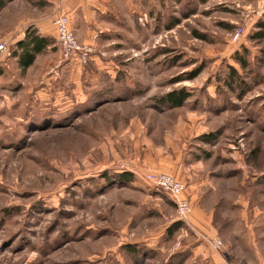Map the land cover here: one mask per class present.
Returning <instances> with one entry per match:
<instances>
[{
	"label": "rangeland",
	"instance_id": "rangeland-1",
	"mask_svg": "<svg viewBox=\"0 0 264 264\" xmlns=\"http://www.w3.org/2000/svg\"><path fill=\"white\" fill-rule=\"evenodd\" d=\"M61 1L0 4V264H261L264 0H116L85 43L70 19L86 61L58 42ZM29 31L49 46L23 70Z\"/></svg>",
	"mask_w": 264,
	"mask_h": 264
},
{
	"label": "built area",
	"instance_id": "built-area-1",
	"mask_svg": "<svg viewBox=\"0 0 264 264\" xmlns=\"http://www.w3.org/2000/svg\"><path fill=\"white\" fill-rule=\"evenodd\" d=\"M54 26L56 27L58 34V42L63 47L65 52V57L69 58L73 54L79 55L83 60L86 61L87 53L89 52L86 48L82 47L71 29L70 18L65 15H60L54 21ZM242 31L236 32L233 39L237 40ZM10 45L7 41L0 42V68L6 63V60L11 55ZM147 180L162 191L166 192L171 196L178 206V211L180 218L188 217L192 212V205L187 200H181L180 196L185 190V185L181 182L174 180L167 175H155L148 174L146 176ZM221 241H217L216 247H220Z\"/></svg>",
	"mask_w": 264,
	"mask_h": 264
},
{
	"label": "crops",
	"instance_id": "crops-1",
	"mask_svg": "<svg viewBox=\"0 0 264 264\" xmlns=\"http://www.w3.org/2000/svg\"><path fill=\"white\" fill-rule=\"evenodd\" d=\"M4 1L6 0H0V4H2ZM60 3L62 9L61 12L69 15L76 32L79 31L77 35L79 41L82 43H85V39H87L85 35L91 36L92 34L89 28H86L87 30H85L84 27L86 24L89 22L101 24L102 22H99L100 20L97 21L98 16L100 14H106L107 7L113 14L117 15L118 11L116 12V9L114 11V6H119V3L116 0H62ZM15 50H17V46H15L13 52H15ZM247 244L250 245L252 243L248 242ZM257 245L262 247L260 250L256 251L258 263L264 264L263 236H261V238L258 240Z\"/></svg>",
	"mask_w": 264,
	"mask_h": 264
},
{
	"label": "trees",
	"instance_id": "trees-1",
	"mask_svg": "<svg viewBox=\"0 0 264 264\" xmlns=\"http://www.w3.org/2000/svg\"><path fill=\"white\" fill-rule=\"evenodd\" d=\"M264 18V13H263ZM259 31L250 36L251 40H258L264 37V21L258 23ZM262 30H261V29ZM49 46V40L46 37L37 35L35 31H29L28 35L23 41L17 43V49L19 52H15L14 56L18 58V63L23 70H27L32 66L36 60V56L45 52ZM237 60L246 67L247 62L243 57H237ZM194 77V76H192ZM191 77V78H192ZM237 73L232 70L230 74L231 79H235ZM233 82H228L231 85ZM191 97L185 90L174 91L169 93L165 98L164 102L171 109L180 108L184 105L185 101ZM209 139V138H208Z\"/></svg>",
	"mask_w": 264,
	"mask_h": 264
}]
</instances>
